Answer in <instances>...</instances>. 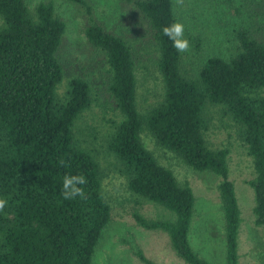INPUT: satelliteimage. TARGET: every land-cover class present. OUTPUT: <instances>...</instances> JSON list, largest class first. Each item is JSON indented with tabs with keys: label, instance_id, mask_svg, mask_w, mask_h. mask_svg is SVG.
<instances>
[{
	"label": "trees",
	"instance_id": "obj_1",
	"mask_svg": "<svg viewBox=\"0 0 264 264\" xmlns=\"http://www.w3.org/2000/svg\"><path fill=\"white\" fill-rule=\"evenodd\" d=\"M70 1L84 5L83 0ZM134 6L150 37L147 48L162 90L161 100L143 113L135 103L142 49L98 24L84 29L88 44L105 59L108 95L120 117L106 142L113 169L135 205L149 202L174 214L148 220L133 212L132 218L144 230L164 232L184 264H210L188 241L193 213L189 186L177 181L146 149L144 136L193 173L219 179L224 261L238 264L240 219L227 180V149L212 147L206 134L217 113L245 148L253 173L247 182L253 192V223L262 229L264 239L263 26L249 18V26L235 32L237 46L228 57L208 58L193 75L181 66V54L162 34L174 23L171 0H136ZM0 21V199L7 201L0 212V264H90L110 206L102 194L100 166L72 129L90 105L89 86L72 78L64 97L59 100L55 95L62 77L55 54L65 24L50 2L30 10L24 0H0ZM194 42L197 49V39ZM66 175L86 177L81 186L84 198H63ZM136 256L143 264H152L139 252ZM255 264H264V251Z\"/></svg>",
	"mask_w": 264,
	"mask_h": 264
},
{
	"label": "rangeland",
	"instance_id": "obj_2",
	"mask_svg": "<svg viewBox=\"0 0 264 264\" xmlns=\"http://www.w3.org/2000/svg\"><path fill=\"white\" fill-rule=\"evenodd\" d=\"M134 1L83 0L84 5H81L70 0H24L30 10L40 2H50L54 14L65 24L55 54L62 68L55 90L57 98L64 97L72 78L82 79L89 86L90 105L80 113L72 129L75 139L94 155L100 166L101 190L110 206L109 220L94 247L90 264H143L137 252L152 264H184L172 252L164 232L144 230L132 218L133 212L148 220L174 218V214L149 202L135 205L124 180L113 169L106 142L112 124L118 123L120 117L108 95L105 59L88 44L84 35V29L95 23L105 32L124 37L142 49L139 52L142 62L137 64L135 73V103L139 113L145 112L161 100L162 90L147 48L150 37ZM171 9L174 23L184 26V38L189 42L188 51L180 53L181 66L188 74L194 75L208 58L226 59L237 46L235 32L239 27L249 26L250 19L262 24L264 32L261 17L264 0H171ZM219 120L218 114H213L206 138L212 147L227 149V180L232 184L240 219L238 264H255L257 255L264 251V239L262 229L253 223V192L247 184L253 178L251 160L245 148ZM142 142L161 165L172 171L177 181L186 182L191 190L193 213L188 241L192 250L210 264H225L223 218L216 191L219 179L193 173L173 155L157 148L148 137L142 136Z\"/></svg>",
	"mask_w": 264,
	"mask_h": 264
},
{
	"label": "clouds",
	"instance_id": "obj_3",
	"mask_svg": "<svg viewBox=\"0 0 264 264\" xmlns=\"http://www.w3.org/2000/svg\"><path fill=\"white\" fill-rule=\"evenodd\" d=\"M162 34L170 41L174 49L183 53L188 51L189 42L184 38V26L181 23H173L162 29ZM87 183L86 177L83 175L69 176L66 175L62 181L61 195L65 200L74 199L76 197L84 198V191L81 187ZM7 201L0 199V212H3Z\"/></svg>",
	"mask_w": 264,
	"mask_h": 264
}]
</instances>
